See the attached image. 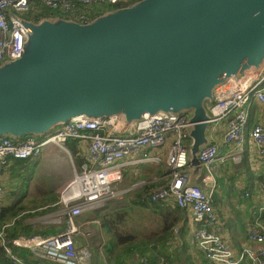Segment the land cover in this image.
Wrapping results in <instances>:
<instances>
[{
    "label": "water",
    "instance_id": "95a60500",
    "mask_svg": "<svg viewBox=\"0 0 264 264\" xmlns=\"http://www.w3.org/2000/svg\"><path fill=\"white\" fill-rule=\"evenodd\" d=\"M24 25L29 50L0 66V137H41L80 116L192 111L190 166H200L207 101L264 66V0H141L85 25Z\"/></svg>",
    "mask_w": 264,
    "mask_h": 264
},
{
    "label": "built area",
    "instance_id": "2783aa9c",
    "mask_svg": "<svg viewBox=\"0 0 264 264\" xmlns=\"http://www.w3.org/2000/svg\"><path fill=\"white\" fill-rule=\"evenodd\" d=\"M136 1L0 0V66L22 57L29 32L20 15L30 13L33 8L47 9L45 13L40 10L35 13V23L54 19L46 17V14L59 12L68 16L69 20L85 25L94 20L92 16L96 7H115ZM256 105L264 108V66L258 71L227 79L206 103L208 124L220 123L226 127L223 143L231 149L227 158L235 164L243 161L246 134H249L258 155L264 158V123L248 127ZM192 128L191 114L187 111L158 112L145 114L134 122H128L119 115L100 118L80 116L57 126L42 139L35 136L21 139L0 137V176L10 159H35L47 146L65 147L70 140L88 142L83 163L62 189L59 198L60 231L51 236L33 235L8 241L6 230L14 221L3 224L0 228V247L8 259L6 264H27L16 256L14 248L28 250L39 264H92L89 239L100 227V219L82 220V217L98 211L106 201L120 199L127 194L130 189L121 187L125 169L160 164L162 159L152 153L167 145L164 162L169 182L151 193L150 201L172 203L184 215H190L195 227L194 240L213 264H264V228H260L258 220L248 223L247 245L238 254L223 239L214 199L213 164L220 157V148L215 142L201 149L198 155L200 166L206 171L202 183H191ZM128 155L132 158L126 161ZM209 181L212 182L211 188L204 191V185ZM142 184L139 182L133 188ZM259 189L264 197V175ZM5 195L6 189L0 186V199ZM252 244L259 245L257 251ZM155 258L157 264H169L165 256ZM148 261L147 258L142 259L144 264Z\"/></svg>",
    "mask_w": 264,
    "mask_h": 264
},
{
    "label": "crops",
    "instance_id": "0c3cea01",
    "mask_svg": "<svg viewBox=\"0 0 264 264\" xmlns=\"http://www.w3.org/2000/svg\"><path fill=\"white\" fill-rule=\"evenodd\" d=\"M139 1L141 0H137L135 3ZM97 8L98 7L94 9V14L97 13ZM108 8L110 7L99 6L98 9L106 10L104 13L106 14L111 12ZM257 106L259 107L258 111L255 116H251L249 128L253 125L264 123V108L259 105ZM189 113L192 117L193 112L189 111ZM225 132L226 127L224 124H209L206 129V138L208 142L203 145L200 150L212 142L218 144L220 148V157L213 164L215 211L218 215L219 227L223 232V239L236 251V254H238V252L247 245L248 223L258 220L260 228H264V197L259 189L262 176L264 175V158L258 155L250 138L247 139L246 136L243 161L241 164H235L230 158H227L231 149L223 143ZM47 135L48 134L38 138L42 139ZM87 146L88 142H79L76 140L68 141L65 147L57 145L47 146L44 148L41 156H39V158L42 157L41 164H38V166H40L39 168L37 166L38 169L36 168L37 170H35L34 175L30 174L31 178L40 182V186L43 188L52 185L53 192L60 198L59 194L62 189L72 179L76 169L83 163L84 156L87 152ZM167 148L168 145L152 153L158 157L160 156L162 159L160 164L144 165L145 167L156 166V171L150 170L149 168L139 171V166H131L124 171L125 177L121 187L123 189H130L128 193L136 192L140 189H149L145 197L142 194L137 195V200L134 201L135 203L129 204V206L125 208V210L133 211L136 216L138 212L142 214L139 216L136 223L130 225L124 223L123 225L121 223L122 217H119V221L116 218L121 216L120 214L105 216V212L109 209L108 204L112 200L106 201L98 211L90 212L83 217L86 220L92 218L100 219L99 228L103 240V244L101 241V245L103 246L105 244V246H107L105 241L106 233L109 239L108 243L115 247L116 252L119 253L118 255L125 254V259L119 264H143L142 259L144 258L149 260L147 264H157L155 257L158 256H165L169 258V260L173 258V261L175 252L178 253V249L181 248V238L185 241V246L189 247V256L194 257L195 251H199L194 240L195 227L191 216L187 213L184 215L180 211L179 217L181 219L178 225L175 226L170 233L162 232V228H166L172 220V218L168 217L169 214L167 212L178 207L172 203H153L150 201L151 193L167 185L169 182V173L164 162ZM131 158L132 156L128 155L125 160L129 161ZM14 160L15 159H10L8 161V164L5 166L0 176V186L6 189V195L0 199V209H6L14 204H20V202L17 201V195H15L17 188H14L13 185L9 183V179L11 178L9 175L12 174L13 179L17 174L12 168ZM205 175L206 171L201 166H197V164L193 165L192 161V165L189 167L191 183L200 185ZM135 176L137 177V181L129 187H124V184L134 181L136 178ZM139 182L143 184L140 187L133 188L134 185ZM211 185L212 182L210 181L204 185V191H209ZM247 193L249 194L248 196L246 195ZM116 206L117 205H114V207ZM27 212L35 213L34 210ZM24 214L25 213L21 214L19 219H21V216ZM238 216H244V220L240 225H238L237 221ZM142 217L144 223L139 224ZM108 219L111 220L107 221ZM7 221L9 222V220H5V222ZM27 221H30V219L27 218L24 221L25 226L30 225ZM121 225L124 227L122 232L118 228ZM130 229L131 232H129ZM147 230L151 231L150 234L146 233ZM117 234L125 238L123 245L115 241L113 235ZM127 238L128 240H126ZM140 240H145V242L140 243ZM145 243H147V245L144 246L143 244ZM252 247L254 251H257L259 245L252 244ZM112 256L113 255L102 252L103 264H115L111 260Z\"/></svg>",
    "mask_w": 264,
    "mask_h": 264
},
{
    "label": "rangeland",
    "instance_id": "374dc122",
    "mask_svg": "<svg viewBox=\"0 0 264 264\" xmlns=\"http://www.w3.org/2000/svg\"><path fill=\"white\" fill-rule=\"evenodd\" d=\"M104 6L105 5H102L101 7H104ZM38 10H40L42 13H45L47 11V9L42 8V7H40L39 9L33 8L30 11V13L21 14L20 18L23 21L26 20V21L31 22V23L35 22V20L33 19V16L35 15V13ZM49 21H52V19H49ZM29 47H30V41H28L26 44V47H25L26 51L29 50ZM258 108L259 107L256 105L253 108L251 115L255 116L257 111H258ZM246 136L248 139L249 134H246ZM33 161H34L33 162L34 167H29L32 169L28 170V168H26L22 174H16L13 179H12L13 175L12 174L9 175V177H11L9 179V183H11L14 188H17L15 191V193H16L15 195H17L16 196L17 201L21 203L20 205H23L27 210H34V209H38V208L40 209L37 213L34 214V216L31 215L30 217H28L30 219V221H27V223L33 226V228H32L33 230L62 228V227H60L61 225L58 224V222L61 221V216L59 213L60 205L55 206L56 207L55 211L47 210L45 207L47 205H48V207H52L51 201L55 197V193L53 192L52 185H48L47 188H43L40 186L41 185L40 182L36 181L34 178H29V174L34 175L35 170H37L39 168L40 165L38 166V164H41L42 157L35 158ZM147 165H153V164H147ZM37 166H38V168H37ZM142 166H144V165H142ZM155 167H153V166L140 167L139 166V171L143 170L145 168H149L150 170L156 171L157 168H155ZM13 171L17 172L16 168H13ZM43 179H44V177H43ZM146 179H149V178H146ZM136 181H137V177L135 178L134 181H131L128 184H124V187H126V186L129 187V186H131V184L135 183ZM148 191H149L148 188L147 189H140L139 191H136V192H130V193L122 196L120 199H112V201H110L108 204L109 209L105 212V216L106 215H119L120 214L121 216H118L116 218L119 221V217H122L121 223L123 225H124V223L128 224V225H130L132 223H136L138 221L139 216L142 214L138 212V214L136 216V214L133 211L125 210V208L128 207L129 204L135 203L134 201L137 200V195L142 194L145 197V195L148 193ZM9 193H10V191H9ZM60 195H61V193L59 194V196ZM114 205H117V206L114 207ZM42 208H44L46 210L43 211L44 209H42ZM121 213H123V214H121ZM134 216H136V217H134ZM82 220H86V219L82 217ZM110 220L111 219H108L107 221H110ZM243 220H244V216H238V218H237L238 225H240V223H242ZM143 223H144V220L142 217V220L140 221L139 224H143ZM123 225L118 227L121 232H122V230H124ZM129 232H131V229L129 230ZM150 232L151 231H149V230L146 231L147 234H150ZM104 233H105V231H104ZM105 238H106L105 241H106L107 247L105 246V244L103 246L101 245V241L103 244V240H102L101 235H100V228L98 227L94 233V236L91 239H89V242L91 243V246H92V253H93L92 264H103L102 252L106 253L107 249L112 250V251L115 250V247H113V245L108 243L109 239H108V236L106 235V233H105ZM140 241H141L140 243L145 242V240H140ZM100 251H102V252H100ZM118 254L119 253H117L115 250L112 255H113V257H116ZM106 257H107V255H106ZM171 260H172V258H171ZM169 264H170V262H169Z\"/></svg>",
    "mask_w": 264,
    "mask_h": 264
},
{
    "label": "trees",
    "instance_id": "16d2710c",
    "mask_svg": "<svg viewBox=\"0 0 264 264\" xmlns=\"http://www.w3.org/2000/svg\"><path fill=\"white\" fill-rule=\"evenodd\" d=\"M133 4L134 3H128L126 5H117L115 7L108 6V7H110L108 9L110 11L111 10L115 11V10L121 9L123 7L131 6ZM98 8L96 9L97 13L95 15H93L92 18L99 17L106 12V10H102V9H98ZM46 17L69 20L68 16L61 14L59 12H51L50 14H46ZM38 139H40V138H38ZM13 162H14L13 168H16L17 174H22L26 168H28V170H29V169H32L29 167H34L33 159L14 160ZM29 178H31L30 174H29ZM51 202H52V207H48V205L45 207L47 210L55 211L56 210L55 206L56 205L58 206L59 197L55 194V197ZM20 204H14L13 206H11L9 208L0 209V228L2 227L3 224H6L8 222V221L5 222V220H9V222L14 221L13 225L6 230V239L8 241H11V240H13L15 238H19V237H30L33 235L51 236V235L57 234L60 231V228H58V229L51 228V229H44V230H33L32 225L25 226L24 221L28 217H30L31 215L34 216V214L37 213L40 209L39 208L34 209L35 213H30V212L28 213L27 211H31V210H27L23 205H20ZM44 208H42V209H44ZM46 209H44L43 211H45ZM23 213H25V214L21 216V219H19L20 215ZM167 213L169 214L168 217L172 218V220H171V223L168 224V226L166 228H162L161 231L162 232L164 231L166 233L167 232L170 233V232H172L173 228L175 226H177L178 223L180 222V219H181L179 217L180 210L178 208H174L171 211H168ZM166 222H169V221H166ZM113 236L115 238V241L118 244H120V245L124 244L125 238H123L120 234L113 235ZM129 239H131V238H129ZM126 240H128V238ZM181 240H182L181 248H182V254H183V263H181L179 260V254L175 252V257H174L173 261L171 259L169 260V258H167L168 261L170 262V264H213L212 262H210L206 258V255L200 249H199V251H195L194 257L189 256V252H188L189 247L185 246V241L183 240V238H181ZM143 245L145 246V245H147V243H145ZM227 245H228V243H227ZM13 251L16 254V256H18L20 259L24 260L27 264H38L39 263V261L37 259H35L33 257V255L26 249L14 248ZM106 253L112 255L113 251L107 249ZM123 259H125V254H120L116 257L112 256V258H111V260L115 264H119ZM155 260H156V258H155ZM7 262H8V259L5 256V251L0 247V264H6Z\"/></svg>",
    "mask_w": 264,
    "mask_h": 264
}]
</instances>
